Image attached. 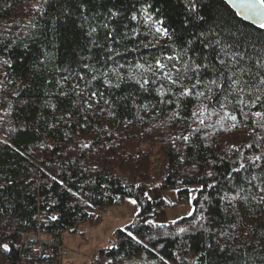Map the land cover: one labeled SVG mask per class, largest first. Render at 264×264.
I'll list each match as a JSON object with an SVG mask.
<instances>
[{"label": "trees", "instance_id": "16d2710c", "mask_svg": "<svg viewBox=\"0 0 264 264\" xmlns=\"http://www.w3.org/2000/svg\"><path fill=\"white\" fill-rule=\"evenodd\" d=\"M196 2L192 14L187 0H0V264H53L37 234L61 242L126 198L139 210L93 264H264V160L248 159L264 156V29L225 0ZM149 4L170 38L144 19ZM150 182L191 215L153 221L166 202Z\"/></svg>", "mask_w": 264, "mask_h": 264}, {"label": "rangeland", "instance_id": "374dc122", "mask_svg": "<svg viewBox=\"0 0 264 264\" xmlns=\"http://www.w3.org/2000/svg\"><path fill=\"white\" fill-rule=\"evenodd\" d=\"M140 147L144 150L148 148L144 144ZM149 150L153 163V177L157 178L161 170V153L157 146ZM147 186L150 189L149 192H146L149 199L163 198L167 205L166 208H156L153 211L151 216L153 221L159 223L175 221L192 213V203L179 201L175 190H157L155 189L156 182L153 184L150 182ZM132 200L135 199L126 198L119 204H113L101 210L96 209L94 214L98 216V221L79 224L75 233L62 232V245L69 250L64 262L67 264H93L96 251L111 244L113 232L118 228H125L136 216L139 207L137 203L132 204L130 202Z\"/></svg>", "mask_w": 264, "mask_h": 264}, {"label": "snow or ice", "instance_id": "6c2138e0", "mask_svg": "<svg viewBox=\"0 0 264 264\" xmlns=\"http://www.w3.org/2000/svg\"><path fill=\"white\" fill-rule=\"evenodd\" d=\"M230 2L231 3H239L240 6H242L243 8L247 9L249 12H252V13H256L257 12V9H256V5L257 4L260 5L261 8H264V0H230ZM151 7H152V5L149 4L147 7H144V8L141 9V12L144 14V19L146 21L152 22V24L155 26V32L157 34H160L162 36H165V37H169L170 38V35L171 34L169 32V29L165 26L164 20L162 18H156V17H154V15L149 11V9H151ZM185 7H186V10L189 13H192V14H196L197 13V2H196V0H187V3L185 5ZM155 11L156 12H159L160 10L159 9H156ZM109 14H110L111 17H116V16L120 15V13L118 11H115L113 9H109ZM197 18L199 20H204V17L203 16H198ZM132 19L133 20H136L137 19V16L135 14H133ZM185 24H187V21H185ZM104 27L107 28L108 25L105 24ZM259 27L261 29H264V21H262L259 24ZM95 31H96V29L93 28L92 29V32H95ZM113 31H114V29H113ZM89 35H91V33H89ZM109 36H111V32H109ZM197 38L198 39L199 38H204V46L205 47H212V44L207 41V38L205 37V33L204 32H200L199 33V37H197ZM187 43H188L189 46H191L193 44V40L190 39V40L187 41ZM216 43H219V41H217ZM108 51L109 52H112L113 50L111 48H109ZM116 54L119 55V53H116ZM109 59H111V56L109 57ZM167 59L172 60V59H174V57H171L170 56ZM189 59H192V58L189 57ZM218 60H219V63L221 65H224L225 64V61L223 59H219L218 58ZM193 63L195 64V70H198L201 67H203L205 69L208 68V64H203V65L196 64L194 60H193ZM155 66H156V69L159 70L161 73H163V70L166 67L164 64L161 63L160 60H156ZM121 67H123V66L121 65ZM135 67L137 69H143V70L148 71V72H152L153 71V68H152L151 65H149L145 69V65L144 64H139L138 63V64L135 65ZM112 71H113L114 74H116V72H117L116 69H113ZM102 75H107V73H103ZM221 76H222V74H221ZM118 78H121V77H118ZM167 78L168 79H171L170 76H167ZM93 79H95V77H93ZM133 79H134V77H133ZM136 82L139 83V84H141V87H143L144 84H147L148 83V80L147 79H144L142 82L139 81V80H137ZM172 82L173 83H176V81H172ZM105 83L109 84V86L119 87V84L118 83L115 84V85H112L111 81H109V80H106ZM197 83H201V81L198 80ZM210 83L216 84L217 83V80H212V81H210ZM233 83L235 84L236 81H233ZM260 83L261 84H264V78L261 79ZM195 86L196 85H193V88ZM183 94L184 95H189V94H191V90L190 89H186ZM92 95H96V93H93ZM257 100H259V97H257ZM105 102L107 103V101H105ZM255 115L258 116V117H260V116H264V113L257 112V113H255ZM229 119L235 121L237 118H236L235 115L229 114ZM233 126H235V125H233ZM185 139H187V138H185ZM249 147H251V145H249ZM248 159L251 161V163L253 165L258 166L257 165V162L258 161H261V160H264V156L256 155L254 157H249ZM243 168H245V164L241 163L240 164V167L239 168H234L233 171L239 172ZM209 175H212V173H209ZM53 179H55V177H53ZM252 179L255 180L256 177L253 176ZM260 191L261 192H264V188L260 189ZM235 199H237V197L236 196H233V197L229 198V202L231 203V201L232 200H235ZM261 201H264V196L261 197ZM130 202L132 204H136L137 203L136 200H132ZM189 215H191V213H189ZM52 219L55 220L56 217L53 216ZM173 223H175V221H173ZM185 230L186 229H184V228H181L180 229L181 232H183ZM127 235L129 237H131L132 240L136 241V243H138V244L142 243V241L138 240L137 237L135 235H133L132 232H130V231L127 232ZM2 247L4 248L5 251H8L9 250V247H8L7 244L2 245ZM144 247L147 248V245L145 244Z\"/></svg>", "mask_w": 264, "mask_h": 264}, {"label": "built area", "instance_id": "2783aa9c", "mask_svg": "<svg viewBox=\"0 0 264 264\" xmlns=\"http://www.w3.org/2000/svg\"><path fill=\"white\" fill-rule=\"evenodd\" d=\"M65 230H61V233ZM39 243H44L46 248V253L52 255L56 258L53 264H63L64 259L69 254V250L62 245L60 242H54L51 235L41 236L37 234L35 236ZM17 264H26L23 260L19 261Z\"/></svg>", "mask_w": 264, "mask_h": 264}, {"label": "water", "instance_id": "95a60500", "mask_svg": "<svg viewBox=\"0 0 264 264\" xmlns=\"http://www.w3.org/2000/svg\"><path fill=\"white\" fill-rule=\"evenodd\" d=\"M225 2L248 23L259 25L262 21H264V8H261L258 4L256 5L257 12L252 13L240 6L239 3H231L230 0H225Z\"/></svg>", "mask_w": 264, "mask_h": 264}, {"label": "crops", "instance_id": "0c3cea01", "mask_svg": "<svg viewBox=\"0 0 264 264\" xmlns=\"http://www.w3.org/2000/svg\"><path fill=\"white\" fill-rule=\"evenodd\" d=\"M61 242H62V240H61ZM64 264H67L66 262H64Z\"/></svg>", "mask_w": 264, "mask_h": 264}]
</instances>
